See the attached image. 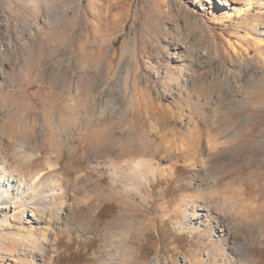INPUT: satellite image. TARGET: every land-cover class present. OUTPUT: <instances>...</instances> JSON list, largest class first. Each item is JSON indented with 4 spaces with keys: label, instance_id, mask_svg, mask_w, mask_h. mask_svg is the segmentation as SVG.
Segmentation results:
<instances>
[{
    "label": "rangeland",
    "instance_id": "obj_1",
    "mask_svg": "<svg viewBox=\"0 0 264 264\" xmlns=\"http://www.w3.org/2000/svg\"><path fill=\"white\" fill-rule=\"evenodd\" d=\"M260 74L264 0H0V264H264Z\"/></svg>",
    "mask_w": 264,
    "mask_h": 264
},
{
    "label": "bare ground",
    "instance_id": "obj_2",
    "mask_svg": "<svg viewBox=\"0 0 264 264\" xmlns=\"http://www.w3.org/2000/svg\"><path fill=\"white\" fill-rule=\"evenodd\" d=\"M252 3V2H251ZM249 4V3H248ZM257 5V4H256ZM255 6V4H253V6L251 5L250 7H248V8H245L244 10L245 11H247V10H249V12L253 9V7ZM242 11V10H241ZM249 12H247V13H249ZM258 20V19H257ZM259 75V74H258ZM261 75V74H260ZM257 78V77H256ZM259 78V82H260V86L258 85V84H254L255 82V80H253V84L251 85L250 84V86H251V88H255L256 90H258V89H261V93L260 94H264V74H262L260 77H258ZM252 80H251V83H252ZM257 82V81H256ZM249 83V82H248ZM260 87H258V86ZM248 86H249V84H248ZM254 90V89H253ZM252 90V95H255L256 97H257V95H258V93H257V91H253ZM260 91V90H259ZM241 92V91H240ZM249 92V91H248ZM231 93V92H230ZM234 94H236V91H235V93H233V95ZM259 94V95H260ZM232 95V96H233ZM261 96V95H260ZM263 97V96H262ZM232 98V97H231ZM230 98V99H231ZM235 98H233V99H231V100H234ZM236 100V99H235ZM233 102V101H232ZM235 103H236V101H234ZM237 104V103H236ZM244 105V104H243ZM249 120V119H248ZM165 123V122H164ZM166 124V123H165ZM235 135H236V132L234 133ZM234 136V135H233ZM230 139V138H229ZM94 146H96V144L94 145ZM112 165L115 167V169H116V172H118V173H121V174H123L124 176H131V177H142V179H143V177H145V176H148V175H150V174H154V172H155V169H153V166H151V163L149 164V163H145V162H142V161H138L137 163H136V166L134 167V170H132L131 172H127L128 171V169H127V167H126V165H124V164H121V165H117L116 163H112ZM58 179V181H60V179L59 178H57ZM36 185V182H33V183H31V187H34ZM65 187V182H58V184H55L53 187H51V188H49L48 190H47V194L45 195V197L44 198H47V199H49V198H51L52 199V204H56V203H58V202H60V200L66 195V192H63V188ZM144 196V195H143ZM13 196H11V193L9 192V190L8 189H6V188H0V207H8L9 208V202H11V198H12ZM247 198H245V200H246ZM249 199V198H248ZM15 202V201H14ZM37 201H35V202H32V204H35ZM48 202L49 201H45V203H44V205H43V207L42 208H39V207H36V208H34L35 210H32L33 212H32V214H31V218H33V219H36V220H39V218L41 217V216H45L44 214L48 211L49 212V209H54V208H52V207H54V206H49L48 205ZM243 202H244V200H243ZM248 202V201H247ZM6 203H7V205H6ZM50 203V202H49ZM245 204H247L246 202L244 203V205L243 206H245ZM212 203L210 204V201L209 200H203V201H201V203H200V205H199V208H200V210H201V212H198V213H194V215H193V219H195V218H197L198 220L199 219H202V218H205V217H207V216H210V213H211V209H212ZM242 205V204H241ZM248 205V204H247ZM242 206V207H243ZM51 207V208H50ZM79 210H82V208H80ZM188 212V211H187ZM50 213V212H49ZM53 213V212H52ZM188 214V213H187ZM81 219H82V217H81ZM40 220H41V218H40ZM30 221V220H29ZM194 221V220H193ZM25 233V232H24ZM48 233V232H47ZM23 233L21 232L20 233V235H22ZM46 234V233H45ZM44 234V235H45ZM28 236V235H27ZM46 236V235H45ZM45 238V237H44ZM22 239H24V237L22 238ZM21 240V239H20ZM32 240H33V238H32ZM31 242V241H30ZM34 242H36V240H34ZM33 243V242H32ZM34 250V249H33Z\"/></svg>",
    "mask_w": 264,
    "mask_h": 264
}]
</instances>
